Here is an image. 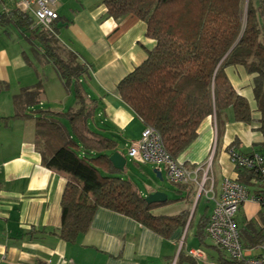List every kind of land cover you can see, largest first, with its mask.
Segmentation results:
<instances>
[{"label": "crops", "instance_id": "0c3cea01", "mask_svg": "<svg viewBox=\"0 0 264 264\" xmlns=\"http://www.w3.org/2000/svg\"><path fill=\"white\" fill-rule=\"evenodd\" d=\"M13 10L15 0H0V264H241L212 244L206 225L224 178L239 179L251 193L261 188L253 172L236 169L227 154L230 145L244 154H264L261 112L253 91L256 74L241 65L225 68L235 91L248 101L252 120H233L229 107L206 116L177 158L191 169L201 167L197 179L211 160L213 178L212 185L206 184L207 194L199 193L194 182L176 184L175 197L153 209L158 215L184 213L182 224L164 236L122 213L98 207L87 230L67 242L55 232L70 176L42 162L35 119L40 111L77 109V86L89 112L88 129L111 139L115 147L107 154L119 151L127 163V148L145 124L121 99L117 85L147 58L155 41L135 15L109 16L104 0H58L54 35L86 67L67 87L43 55V46L15 24ZM36 87L38 95L18 98ZM61 120L72 135L68 118ZM156 167L161 177L162 166ZM236 219L247 253L259 254L264 206L248 200Z\"/></svg>", "mask_w": 264, "mask_h": 264}, {"label": "trees", "instance_id": "16d2710c", "mask_svg": "<svg viewBox=\"0 0 264 264\" xmlns=\"http://www.w3.org/2000/svg\"><path fill=\"white\" fill-rule=\"evenodd\" d=\"M104 3L113 18L133 14L143 20L146 35L155 41L147 58L122 78L117 88L136 116L160 133L165 148L174 158L195 139L199 124L208 115H218L229 107L233 120L247 123L252 120L248 101L235 91L225 74L230 65H241L256 74L253 91L264 134V0H259L258 9L252 0L247 3L104 0ZM10 16L29 32L28 38L43 46V55L53 63L67 87L86 72L76 54L60 44L54 33L39 26L31 27L32 16L18 10L11 11ZM74 91L77 109L65 113L40 111L35 119V143L42 162L70 176L61 198V225L55 233L67 242H74L87 230L96 208L104 207L168 236L184 222L185 214L154 213L156 206L171 199L147 203L133 183L120 176L122 171L113 167L107 154L115 143L88 129L89 112L81 89L75 86ZM38 94L36 87L25 90L18 98ZM62 116L68 118L72 135Z\"/></svg>", "mask_w": 264, "mask_h": 264}, {"label": "built area", "instance_id": "2783aa9c", "mask_svg": "<svg viewBox=\"0 0 264 264\" xmlns=\"http://www.w3.org/2000/svg\"><path fill=\"white\" fill-rule=\"evenodd\" d=\"M57 2L58 0H15V5L18 11L33 17L34 24L31 27L39 26L47 33H54L53 23L58 18ZM127 154L139 163L163 166L166 177L173 184L194 182L198 192L206 194L209 193L206 184H213V178L209 174L211 160L205 163L202 176L197 179V172L201 167L191 169L174 158L165 148L160 133L152 126H144L140 137L129 144ZM227 154L236 169L251 170L261 188L251 193L239 180L224 178L219 194L213 197L214 205L206 225L207 236L231 260L241 264H264V240L257 244L259 254H248L236 219L240 206L248 200L264 206V154H244L234 146L227 148Z\"/></svg>", "mask_w": 264, "mask_h": 264}, {"label": "rangeland", "instance_id": "374dc122", "mask_svg": "<svg viewBox=\"0 0 264 264\" xmlns=\"http://www.w3.org/2000/svg\"><path fill=\"white\" fill-rule=\"evenodd\" d=\"M247 1L245 0V3ZM252 5L258 9L259 0H252ZM155 168L157 167L154 164L137 163L128 158L125 169L121 172L120 176L129 179L144 197L156 191L165 193L168 198L175 197L177 185L168 180L163 166L160 167L161 177L157 176L154 171ZM154 212L157 213L158 211L155 210Z\"/></svg>", "mask_w": 264, "mask_h": 264}, {"label": "water", "instance_id": "95a60500", "mask_svg": "<svg viewBox=\"0 0 264 264\" xmlns=\"http://www.w3.org/2000/svg\"><path fill=\"white\" fill-rule=\"evenodd\" d=\"M109 160L113 167L119 171H123L126 165V157L119 151H114L110 154ZM160 177V176H159ZM167 200L165 193L156 191L145 196V201L147 203H162Z\"/></svg>", "mask_w": 264, "mask_h": 264}]
</instances>
